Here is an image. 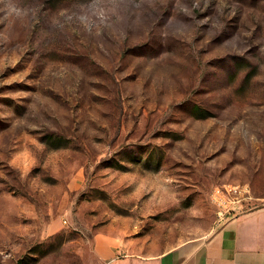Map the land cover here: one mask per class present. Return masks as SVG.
<instances>
[{"label": "rangeland", "instance_id": "rangeland-1", "mask_svg": "<svg viewBox=\"0 0 264 264\" xmlns=\"http://www.w3.org/2000/svg\"><path fill=\"white\" fill-rule=\"evenodd\" d=\"M264 206V0H0V264H108Z\"/></svg>", "mask_w": 264, "mask_h": 264}, {"label": "crops", "instance_id": "crops-1", "mask_svg": "<svg viewBox=\"0 0 264 264\" xmlns=\"http://www.w3.org/2000/svg\"><path fill=\"white\" fill-rule=\"evenodd\" d=\"M108 264H264V206L239 212L206 237L157 254L117 256Z\"/></svg>", "mask_w": 264, "mask_h": 264}, {"label": "built area", "instance_id": "built-area-1", "mask_svg": "<svg viewBox=\"0 0 264 264\" xmlns=\"http://www.w3.org/2000/svg\"><path fill=\"white\" fill-rule=\"evenodd\" d=\"M215 226L223 225L239 212L247 210V202L251 199L248 189L238 185L215 187L212 191Z\"/></svg>", "mask_w": 264, "mask_h": 264}]
</instances>
